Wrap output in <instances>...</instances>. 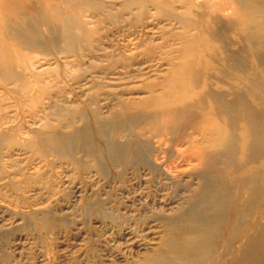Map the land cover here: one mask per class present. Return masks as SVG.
<instances>
[{
	"label": "bare ground",
	"instance_id": "bare-ground-1",
	"mask_svg": "<svg viewBox=\"0 0 264 264\" xmlns=\"http://www.w3.org/2000/svg\"><path fill=\"white\" fill-rule=\"evenodd\" d=\"M213 3L0 0V96L16 93L21 102L42 80H51L63 60L65 69L70 62L84 63L86 57L95 58L96 64L102 62L100 67L107 70L122 63L124 67L149 64V71L142 74L155 68L162 73V81L151 80L147 74V80L122 93L139 88L144 94L137 99H124L119 94V105L125 112L153 109L129 117L152 137L172 135L160 140V146L136 145L127 134L123 141L110 139L104 123L86 117L73 134L53 131L39 135L28 130L31 135L19 138V144L32 148L36 155L50 154L83 169L87 163L75 155L72 144L78 135L91 147L87 152L97 149L98 161L91 166L101 172L108 169L104 161L146 164L143 157L148 152L182 157L184 150H172L177 140L180 144H201L185 158L200 159L201 183L196 198L185 209L162 216L166 229L159 242L134 264H264V0H228L215 10ZM22 14L36 20L35 25L28 24L27 31L18 27L15 17ZM147 17L169 22L161 28L162 41L156 42L149 32H133L132 38V33L122 32L126 26L149 27ZM108 23L116 30L115 37L108 34L107 27H100ZM229 33L233 40H226ZM233 43L237 45L234 49ZM35 47L45 50L47 57L42 59ZM45 59L47 66L42 64ZM158 61L161 64L154 67ZM164 64L170 65L168 71L161 67ZM91 67L94 65L82 73L91 72ZM16 80L24 81L28 88L20 90ZM54 107L53 113L60 114V104ZM2 123L3 117L0 136L20 132L12 126L2 130ZM116 124L117 128L125 127L122 120ZM195 133L202 135L199 142L192 137ZM147 164L155 170L156 166ZM42 223L51 226L47 217H42Z\"/></svg>",
	"mask_w": 264,
	"mask_h": 264
},
{
	"label": "rangeland",
	"instance_id": "rangeland-1",
	"mask_svg": "<svg viewBox=\"0 0 264 264\" xmlns=\"http://www.w3.org/2000/svg\"><path fill=\"white\" fill-rule=\"evenodd\" d=\"M111 1L118 3V0ZM224 4H228V0H214V10ZM64 6L72 7L68 3ZM15 17L18 27L24 31L28 24L36 23L32 15ZM84 18L88 20L89 16ZM148 19L149 27L126 26L122 32L132 33L129 38L134 37L133 32H149L156 42L162 41L161 28L169 22ZM102 26L108 28L110 36L116 32L109 23ZM226 40H233V36L229 33ZM166 44L167 48L171 47L170 43ZM231 47L234 49L237 45L233 43ZM35 48L42 59L47 57L45 50ZM69 57L73 60L74 56L69 54ZM95 60L86 57L84 63L70 62L66 69L64 60L59 69L54 63L58 71L51 80H42L21 102L16 93L0 96L2 130L12 126L20 131L0 136V264H134L159 242L166 229L162 216L185 209L196 198L194 194L201 183L200 159L185 158L190 150L200 148V143L174 141L172 150H184L182 157L176 153H145V163L156 166L155 170L143 162L112 164L104 161L108 168L105 172L91 166L98 161L97 149L87 152L91 147L78 135H74L72 144L75 155L87 163L83 169L75 162L62 161L50 154L36 155L32 148L19 144V138L31 135L28 130H36L39 135L53 131L73 134L77 127L84 125L86 117H95L104 123L110 139L123 141L127 134L136 140V145L147 143L156 147L160 146V140L172 137L171 134L152 137L129 117L132 113H148L153 109L125 112L119 105L120 95L124 99H137L144 94L139 88L122 94L129 92L128 87L147 80V74L151 75V80L161 82L162 73L154 68L142 74L149 71V64L124 67L122 63L107 70L100 67L102 62L96 64ZM46 63V59L42 61ZM91 64L94 65L91 72L83 74ZM157 64L160 65V61L154 63V67H158ZM161 67L166 71L170 69L168 64ZM92 71L96 73L91 75ZM85 75L89 78L85 79ZM71 76L77 78L71 79ZM15 84L20 90L28 88L22 80H16ZM56 103L62 108L60 114L53 113ZM119 120L124 128H117ZM192 137L196 142L202 139L199 133ZM42 217L51 220L49 228L43 226Z\"/></svg>",
	"mask_w": 264,
	"mask_h": 264
}]
</instances>
